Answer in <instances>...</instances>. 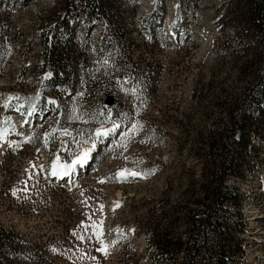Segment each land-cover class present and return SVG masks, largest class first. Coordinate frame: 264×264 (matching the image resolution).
<instances>
[{"label":"rangeland","instance_id":"rangeland-1","mask_svg":"<svg viewBox=\"0 0 264 264\" xmlns=\"http://www.w3.org/2000/svg\"><path fill=\"white\" fill-rule=\"evenodd\" d=\"M0 1V33L6 31V44L12 48L0 76V229L16 236L23 252L38 251V257L28 254L33 264H150L145 252L146 210L151 202L163 199L166 185L177 179L182 168L200 167L191 155L196 146L184 139L186 134L179 132L175 121L190 118L194 134L197 123L205 121L203 112L210 113L205 121L208 129L217 115L209 103L212 92L216 85L233 83L237 75L233 66L242 58L241 52H230L237 44L225 13L240 0H113L111 17L121 20L126 46L128 42L142 45L130 54L132 60L153 79L146 82L145 88H151L141 96L137 77L122 79L123 84L104 98L97 89L93 106L110 96L117 111L124 106L131 110L124 112L123 124L114 122L109 131L110 127L102 128L105 125L95 128L106 135L94 132L93 139L83 136L82 141L58 130L51 113L41 119L33 109H26L31 97L43 95L48 105L57 104L68 112L82 102L79 93H66L69 96L58 97L59 101L49 96L44 83L49 72L34 69L39 65L41 37L48 31L45 20L52 11H67L69 1ZM69 21L76 40L85 43L86 22L73 17ZM149 21L151 32L144 28ZM88 29L93 47L87 50L88 59L97 53L99 70L106 74L110 68L109 77L117 83V53H104L99 47L105 25L96 22ZM149 39L152 44L144 45ZM71 78L79 79V72ZM81 123L86 125L84 120ZM253 142L259 147L257 157L248 156L252 172L245 171L246 184L235 183L244 195L249 229L243 264H264V222L260 221L264 219V136ZM84 152L89 154L86 166L73 164ZM59 168L68 170L66 179L52 175ZM121 172L123 177L117 175Z\"/></svg>","mask_w":264,"mask_h":264},{"label":"trees","instance_id":"trees-1","mask_svg":"<svg viewBox=\"0 0 264 264\" xmlns=\"http://www.w3.org/2000/svg\"><path fill=\"white\" fill-rule=\"evenodd\" d=\"M68 1L67 11H52L50 17L44 19L48 31L44 38L41 37L39 65L34 69L40 74L49 72L48 79L44 80L49 96L59 101L58 97L79 93L82 102L78 101L77 109L68 112L57 108V104L54 108L46 105V95H43L31 97L26 109L51 113L57 118L55 126L58 130L68 131L82 141L80 137L83 136L92 139V133L99 125L123 124L121 119L127 115L124 112L131 110L125 106L122 111H117V106L108 108L103 99L93 106V94L97 89L102 91L104 98L123 84L122 79L137 77L141 96L151 88H145V84L153 76L141 72L137 61L132 60L130 54L141 50L142 45L128 42L126 46L124 26L119 25L121 20L117 22L111 17L113 0ZM241 2L225 12L237 44L230 52L239 51L242 58L233 66L237 73H234L233 83L223 82L212 92L209 103L212 110H217V115L208 129L205 121L210 113L203 112L205 121L197 123L194 134L190 118L184 116L175 121L179 132L186 134L184 139H191L192 146H196L191 155L195 165L200 167L182 168L176 181L166 185L163 199L151 202L146 210L145 252L150 264L244 263L249 245L244 236L249 229L242 207L244 195L235 182L247 183L245 171L252 172L248 156H258L259 146L253 138L264 136V0H243L242 5ZM78 3L81 6L76 9ZM134 14L135 9H130V15ZM69 17L86 22L85 43L76 40ZM96 22L106 28L100 40V51L117 53L114 60V68L119 71L114 76L117 83L109 77L110 68L104 71L106 74L99 70L95 61L97 53L91 55L93 60L88 59L87 50L93 49L89 46L88 28ZM151 25V21L144 25L146 31H152ZM6 38V31L0 33V76L12 52ZM150 44V39L144 42L146 46ZM153 46H157V42ZM76 71L80 78L72 80L71 75ZM146 74L148 79H145ZM96 107L102 110L101 113H96ZM83 120L86 125L81 123ZM86 126L89 127L87 130ZM230 180L234 183L230 184ZM260 221L264 222V219ZM17 240L13 234L0 229V264H33L28 254L39 256L37 250L23 252L17 247Z\"/></svg>","mask_w":264,"mask_h":264},{"label":"snow or ice","instance_id":"snow-or-ice-1","mask_svg":"<svg viewBox=\"0 0 264 264\" xmlns=\"http://www.w3.org/2000/svg\"><path fill=\"white\" fill-rule=\"evenodd\" d=\"M96 135L97 136H100V135H106V133H100V132H97L96 133ZM88 152H84L82 155H80L77 159H75L74 161H73V164H83L85 161H86V159H87V157H88ZM67 167H71V165H69V166H67ZM126 171V170H125ZM64 174H67V173H64ZM123 172H121V173H118L117 175L118 176H121V177H123ZM52 175H57V172L54 170L53 172H52ZM131 175H136V173H131ZM101 182H103V181H101ZM117 206H119V205H117ZM103 250V249H102Z\"/></svg>","mask_w":264,"mask_h":264},{"label":"bare ground","instance_id":"bare-ground-1","mask_svg":"<svg viewBox=\"0 0 264 264\" xmlns=\"http://www.w3.org/2000/svg\"><path fill=\"white\" fill-rule=\"evenodd\" d=\"M110 129H111V127L109 128V130H110ZM105 131H106V130H105ZM56 172H57L56 177H57L58 179H60V177H62V175H64V173L68 172V170H65V169H63V168H59V169L56 170Z\"/></svg>","mask_w":264,"mask_h":264},{"label":"water","instance_id":"water-1","mask_svg":"<svg viewBox=\"0 0 264 264\" xmlns=\"http://www.w3.org/2000/svg\"><path fill=\"white\" fill-rule=\"evenodd\" d=\"M113 103H114V100H113L112 97H108L107 100H106V102H105V104H106L107 106H112Z\"/></svg>","mask_w":264,"mask_h":264}]
</instances>
